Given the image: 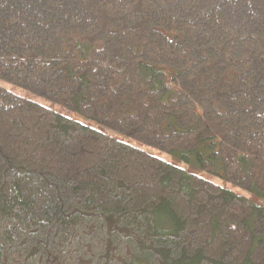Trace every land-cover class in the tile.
Returning <instances> with one entry per match:
<instances>
[{
	"label": "trees",
	"instance_id": "1",
	"mask_svg": "<svg viewBox=\"0 0 264 264\" xmlns=\"http://www.w3.org/2000/svg\"><path fill=\"white\" fill-rule=\"evenodd\" d=\"M0 264H264V0H0Z\"/></svg>",
	"mask_w": 264,
	"mask_h": 264
},
{
	"label": "rangeland",
	"instance_id": "2",
	"mask_svg": "<svg viewBox=\"0 0 264 264\" xmlns=\"http://www.w3.org/2000/svg\"><path fill=\"white\" fill-rule=\"evenodd\" d=\"M78 120L87 123V120H85L84 118L80 117V116H75ZM121 137V136H120Z\"/></svg>",
	"mask_w": 264,
	"mask_h": 264
}]
</instances>
